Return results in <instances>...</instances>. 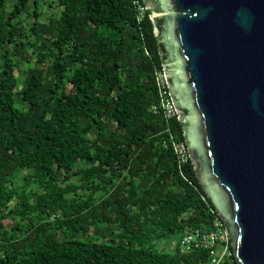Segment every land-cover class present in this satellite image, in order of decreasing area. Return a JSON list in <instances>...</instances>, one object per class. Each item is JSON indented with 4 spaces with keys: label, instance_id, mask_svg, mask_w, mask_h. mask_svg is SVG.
I'll use <instances>...</instances> for the list:
<instances>
[{
    "label": "trees",
    "instance_id": "16d2710c",
    "mask_svg": "<svg viewBox=\"0 0 264 264\" xmlns=\"http://www.w3.org/2000/svg\"><path fill=\"white\" fill-rule=\"evenodd\" d=\"M161 68L132 0H0V264L207 263L170 247L220 217L151 110Z\"/></svg>",
    "mask_w": 264,
    "mask_h": 264
},
{
    "label": "water",
    "instance_id": "95a60500",
    "mask_svg": "<svg viewBox=\"0 0 264 264\" xmlns=\"http://www.w3.org/2000/svg\"><path fill=\"white\" fill-rule=\"evenodd\" d=\"M144 1L198 183L238 264H264V0Z\"/></svg>",
    "mask_w": 264,
    "mask_h": 264
},
{
    "label": "built area",
    "instance_id": "2783aa9c",
    "mask_svg": "<svg viewBox=\"0 0 264 264\" xmlns=\"http://www.w3.org/2000/svg\"><path fill=\"white\" fill-rule=\"evenodd\" d=\"M132 1L137 12V21H140L146 13L145 4L140 0ZM154 82L157 98L151 105L152 112L160 113L166 121L177 117L162 68L154 70ZM167 130L169 129L167 128ZM169 140L178 163L186 162L189 155L185 142L176 139L175 135L170 131ZM214 227L212 231H203L199 228L189 229L183 232L170 247L177 248L181 252H188L197 248L206 249L209 256L206 264H219L225 256L231 254L232 250L228 247V242L230 241L226 234L224 223L220 218H215Z\"/></svg>",
    "mask_w": 264,
    "mask_h": 264
},
{
    "label": "flooded vegetation",
    "instance_id": "af4514ba",
    "mask_svg": "<svg viewBox=\"0 0 264 264\" xmlns=\"http://www.w3.org/2000/svg\"><path fill=\"white\" fill-rule=\"evenodd\" d=\"M143 3L145 4V6L148 7L147 9L149 11V17H150V15L153 13V9H152L153 5L148 4L147 1H144V0H143Z\"/></svg>",
    "mask_w": 264,
    "mask_h": 264
},
{
    "label": "rangeland",
    "instance_id": "374dc122",
    "mask_svg": "<svg viewBox=\"0 0 264 264\" xmlns=\"http://www.w3.org/2000/svg\"><path fill=\"white\" fill-rule=\"evenodd\" d=\"M44 10L48 11V8L44 5ZM49 11H51V9H49Z\"/></svg>",
    "mask_w": 264,
    "mask_h": 264
}]
</instances>
